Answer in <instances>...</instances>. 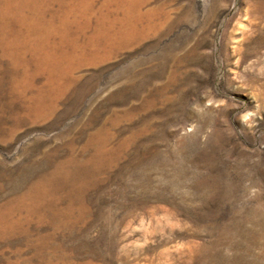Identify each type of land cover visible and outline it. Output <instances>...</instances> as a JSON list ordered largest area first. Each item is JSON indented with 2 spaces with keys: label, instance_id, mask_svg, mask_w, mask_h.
Segmentation results:
<instances>
[{
  "label": "rangeland",
  "instance_id": "1",
  "mask_svg": "<svg viewBox=\"0 0 264 264\" xmlns=\"http://www.w3.org/2000/svg\"><path fill=\"white\" fill-rule=\"evenodd\" d=\"M0 264H264V0H0Z\"/></svg>",
  "mask_w": 264,
  "mask_h": 264
}]
</instances>
